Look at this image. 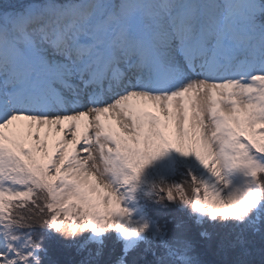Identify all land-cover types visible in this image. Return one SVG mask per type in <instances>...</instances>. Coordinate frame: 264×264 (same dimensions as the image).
Here are the masks:
<instances>
[{
    "label": "rangeland",
    "instance_id": "obj_1",
    "mask_svg": "<svg viewBox=\"0 0 264 264\" xmlns=\"http://www.w3.org/2000/svg\"><path fill=\"white\" fill-rule=\"evenodd\" d=\"M262 2L123 0L119 17L113 0H85L78 13L53 12L58 19L54 36L47 33L52 15L36 24L33 15L22 21L16 8L21 23L13 19L0 30V107L5 112L0 116V264L30 263L36 254L31 244L38 243L24 226L42 210L64 243L70 239L64 229L74 223L87 232L83 245H99L107 231L104 241L111 248L98 250L109 257L119 255V238V250H128L145 229L159 236L138 197L155 200L162 186L167 198L176 199L172 194L178 192L180 202H192L199 221L228 217L240 207L259 210L255 174L264 170V155L255 153L264 142V131L257 133L264 127ZM76 14L84 21L77 23ZM192 32L195 39L189 37ZM78 34L95 43L89 48L92 57L103 56L82 76L70 68L59 71L63 61L47 58L53 49L79 44L83 37ZM169 39L175 42L165 46ZM123 41L127 50L120 51ZM194 43L197 55L191 52ZM84 49L77 59L87 64L91 58L83 59ZM137 51L153 68L149 80L159 76L155 80L164 88L140 87L111 103V85L74 93L54 82L82 86L85 76L100 80L104 56L117 60L115 68L128 64ZM19 97L25 99L24 109L8 108ZM45 106H62L64 112L44 116ZM52 119L59 120V128L51 131L45 123ZM65 119H70L66 128ZM146 157L168 170L184 163L194 179L192 191L165 173L145 181ZM54 184L56 189L49 190ZM140 188L143 192L136 194ZM40 189L49 190L48 201ZM118 264H125L121 256Z\"/></svg>",
    "mask_w": 264,
    "mask_h": 264
},
{
    "label": "trees",
    "instance_id": "obj_2",
    "mask_svg": "<svg viewBox=\"0 0 264 264\" xmlns=\"http://www.w3.org/2000/svg\"><path fill=\"white\" fill-rule=\"evenodd\" d=\"M45 1L47 0H0V13H2L0 23L5 22L6 17H15L16 8H20V12H22L29 8L27 6L33 4L43 7ZM121 2L122 0H116L117 5H120ZM262 3L264 5V0ZM260 19H263L260 24L261 27H264V13ZM262 131H264V127L257 133ZM259 144L261 150L255 154L264 155V142ZM156 160L154 158L151 163L149 162L150 171L146 172L145 181L149 182L151 178H161L165 173L172 175L171 179H175L181 185L182 183L188 185L190 192L192 191V185L194 187L192 180L194 182V179L184 163L178 167H170L168 170L165 168V164ZM155 166L160 169L159 175L155 173ZM255 176L261 187L259 210H255L254 207H240L224 218L197 220L192 202H180L181 198L176 197L178 192L172 194L176 199L167 198V190L164 186L155 200L152 195L149 198L138 197V204L145 213L149 226L155 227L159 236L153 237L145 229L146 235L138 237L136 243L128 250H119L122 239L117 240L118 247L115 246L114 239L112 243L114 242L113 245L119 254L116 257L102 255L99 252L100 249L98 250L99 247L111 248L109 241H104L107 231L99 245L93 242L83 245L82 239L87 232L83 233L81 227L74 223L72 227L64 229L65 234L70 238L68 243H64L58 229L49 226V218L46 219L44 210L39 211L35 215V222L30 221L29 226H24L31 229L28 233L35 234L34 239L38 243V246L31 244L36 249V254L30 258V263H28L118 264V258L121 256L125 264H264V171L257 170ZM140 185H143L141 180ZM50 189L54 191L55 184ZM49 190H38L45 191L42 194L47 196V201L49 200ZM143 190L140 188L136 194ZM45 203L46 198L44 203L40 202L42 205ZM42 205H39L40 209ZM77 210L78 213L81 212L80 208ZM257 214L259 218H257ZM20 230H18V234L21 231L26 233V231Z\"/></svg>",
    "mask_w": 264,
    "mask_h": 264
},
{
    "label": "bare ground",
    "instance_id": "obj_3",
    "mask_svg": "<svg viewBox=\"0 0 264 264\" xmlns=\"http://www.w3.org/2000/svg\"><path fill=\"white\" fill-rule=\"evenodd\" d=\"M169 19H171V20H173V19H175V16L173 15V16H171V17H169ZM84 20H82V21H80V22H83ZM189 21H191V19L189 20ZM173 32L175 33V35H177L178 33H177V31L175 30V28H173ZM192 35H194V34H192ZM78 36H81V37H83V40L82 39H80V40H82L83 41V43H82V45H81V47L82 46H84V48H85V51H84V59H89V58H91L90 56H89V54H90V52L88 51V49L91 47L90 45H94L95 43H92L90 40H88L84 35H82V34H78ZM178 38H180V35H178V36H176V39H178ZM72 39V38H71ZM175 41H174V39H172V40H168V43L167 44H165V46H168V45H171L172 43H174ZM211 42H212V40H211ZM78 45V44H77ZM127 46H128V42L127 41H123V42H121V44H120V49H124L125 48V50H127ZM81 47H78V46H69V51H62V50H60V49H53L54 51H53V53H48L47 54V58L48 59H50V60H62L63 62H61L60 64H61V70L62 71H64L65 69L64 68H70V69H72L73 71H75V73H76V71L78 72V73H80V71L81 70H87L88 68H89V66H91V64H93L94 62H97L96 60H93V62H91L88 66H85V67H83V69H81L80 70V64L81 63H78V61H77V57H79L78 56V50L81 48ZM250 48V47H249ZM196 50L193 48V52H195ZM215 51V49L213 50V49H210V51L209 52H214ZM137 54H135V55H133V56H136ZM77 56V57H76ZM140 57V56H139ZM141 58L142 57H140L139 59H140V61L139 62H137V63H142V61H141ZM107 62H109V63H112V61H111V57H109L108 58V60H107ZM137 63L134 65V67H136L137 68ZM135 68V69H136ZM130 70H132V68L130 69ZM72 71V72H73ZM148 70H147V72H146V74H144V75H136V77H137V86L138 87H143V86H146V85H148V84H144V83H142L141 82V80L143 79V78H145L147 75H148ZM100 75L102 76V77H104V76H106V74H104L103 72H100ZM71 76V75H70ZM100 76V77H101ZM127 79L128 80H130L131 79V77H130V75H127ZM101 80L103 81L102 83H100V85L102 86V85H104L105 84V80L103 79V78H101ZM109 80V78H106V81H108ZM119 80V79H118ZM118 80H116V82L118 81ZM95 85H93V87H94ZM119 86V83H117V87ZM136 87V85H135V82H134V84L132 85V87L129 89V90H127L124 94H122V95H120V96H118V99L119 98H121L122 96H125V94H127V93H130V92H133L134 90H136V89H138V87L137 88H135ZM109 90L111 89V88H108ZM70 90L71 91H75L76 92V88H70ZM114 98L113 99H111L110 100V102L111 103H114ZM20 105V104H19ZM13 107H15V106H13ZM9 108H11V107H9ZM48 109V114H46V115H44V116H47V115H59V114H62L63 112H64V108H62L61 106H58V107H53V106H47V107H45V109H44V111L45 110H47ZM2 112V107H0V113ZM70 119H65V121L64 122H62V124H63V126H65V128L66 127H69L70 125H69V123H68V121H69ZM58 123H59V120H56V119H52V120H49V121H47V123H45V125L52 131V129L53 128H59V125H58ZM65 128H64V130H65ZM60 133L58 132V135H59ZM98 176L95 172H91V174H90V176ZM89 176V177H90ZM98 177H96V179H97Z\"/></svg>",
    "mask_w": 264,
    "mask_h": 264
}]
</instances>
